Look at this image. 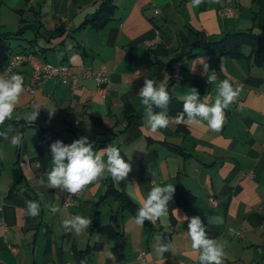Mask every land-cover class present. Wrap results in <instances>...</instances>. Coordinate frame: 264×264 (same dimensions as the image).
<instances>
[{
  "label": "crops",
  "instance_id": "obj_1",
  "mask_svg": "<svg viewBox=\"0 0 264 264\" xmlns=\"http://www.w3.org/2000/svg\"><path fill=\"white\" fill-rule=\"evenodd\" d=\"M103 1L0 0V74H7L14 54L7 50L15 42L22 49L16 53L32 52L54 66L67 64L70 75H80L81 67L94 73L105 67L110 81L102 98L91 78L76 89L48 79L34 95L24 90L13 119L0 126V132L11 129L8 139L0 136V264H116L114 242L95 231L93 222L96 210L101 225L120 210L116 197L106 193L109 186L138 208L153 186L167 184L175 186L167 224L138 226L127 210L117 217L127 239L124 264H198L188 221L181 219L185 215L200 216L205 225L208 216L223 217L222 225L207 228L211 238L228 241L223 264H264V65L253 64L248 47L240 57L211 51L227 33L264 36V0H206L198 8L191 0H112V18L103 28L84 23ZM224 8L232 14L222 15ZM200 58L219 80L244 85L225 110L221 131H212L206 121H185L152 132L138 96L144 79L166 81L176 101L195 88L202 101L212 103L216 86L207 83ZM13 73L23 75L24 86L29 83V65ZM32 103L42 107L29 125L22 117ZM174 108L179 106L170 100V117L176 116ZM48 109L56 110L51 118ZM17 132L23 143L13 148L10 139ZM85 136L96 151L117 146L132 171L119 186L110 177L88 185L65 207L58 189L39 180L51 169L53 142L71 144ZM180 192L188 194L185 204ZM38 193L43 195L41 211L32 218L26 202L39 200ZM51 205L61 211L52 213ZM74 215L92 220L79 236L62 227ZM161 240L170 246L163 259L154 251ZM95 245L100 247L85 254ZM140 251L146 253L145 262L137 259Z\"/></svg>",
  "mask_w": 264,
  "mask_h": 264
},
{
  "label": "clouds",
  "instance_id": "obj_2",
  "mask_svg": "<svg viewBox=\"0 0 264 264\" xmlns=\"http://www.w3.org/2000/svg\"><path fill=\"white\" fill-rule=\"evenodd\" d=\"M206 0H191L193 8L201 7ZM209 2L220 3V0H209ZM199 63L203 65V75L208 84L216 86V94L212 103L202 101L198 90L191 88L184 97L182 111L175 117H170L167 108L171 96L167 91L166 81L157 83L153 79H144L143 86L139 89L138 96L140 104L144 109V120L146 126L156 132L166 129L173 123L180 124L187 121L190 124H200L206 121L208 128L212 131H221L225 122V110L228 109L244 91V85H234L230 80H219L217 71L210 70L208 63L200 58ZM195 70V67L192 69ZM24 77L19 73L0 74V126L7 120L13 119L24 92ZM41 105L31 104V110L24 113L22 119L32 125L40 115ZM160 109V111H156ZM56 110H49V117L55 114ZM9 128L0 132V136L8 139ZM23 143V135L19 132L11 136L10 144L13 148H19ZM51 169L41 176L39 183L47 188L59 189L61 192L77 195L84 191L88 185L99 182L105 178H111L119 186L132 171L131 163L121 155L117 146L108 144L99 151L89 142L87 136L81 137L71 144H65L57 140L50 145ZM175 186L167 184L156 185L151 188L146 198L139 205L134 216L135 224L143 226L145 221L155 223L160 221L167 224L169 218V202L172 201ZM39 200L26 202L27 215L35 218L40 215L43 195L37 194ZM71 199L68 197L67 202ZM66 202V203H67ZM52 213L61 211L56 205L49 206ZM181 218V217H180ZM183 221H188L187 235L190 240V247L198 253V264H223L227 240L211 238L208 234V225H222L223 217L208 216V224L205 225L200 216H184ZM92 220L82 215H74L62 221V227L77 236L88 230ZM231 235H239L235 229L229 230ZM156 255L163 259V254L170 251L167 243L161 242L154 246ZM81 264H86L82 261Z\"/></svg>",
  "mask_w": 264,
  "mask_h": 264
},
{
  "label": "trees",
  "instance_id": "obj_3",
  "mask_svg": "<svg viewBox=\"0 0 264 264\" xmlns=\"http://www.w3.org/2000/svg\"><path fill=\"white\" fill-rule=\"evenodd\" d=\"M113 11L114 5L112 3V0H104L97 7L95 12L84 21V23H90L96 28H103L112 18L111 16ZM244 47H248L250 49L249 56L252 57L253 64H255L256 66L264 65V36L254 34L252 31L227 33L221 39L215 41L212 44L211 51L220 55L240 57L242 54V49ZM167 91L171 96V101H174L175 104L179 106L178 110L176 108L172 109L173 111L175 110V114H177L178 112L182 111L183 101H176L175 97L171 95V92L168 88ZM106 193H112L116 197L120 204V210L118 213H114L110 216L112 222L107 225L100 224L99 211L96 210L93 215L95 231L100 234H105L107 237H109L110 240L114 242L112 251L117 262L116 264H124L126 258L125 248L127 239L126 235L121 230H119V227L117 228L118 224L116 223V219L119 214H122L123 210L129 211L135 216L138 208L137 205L132 202V200L126 194H123L122 192H119L117 190L114 191L111 185L109 186ZM185 196L188 197V194L180 192L179 200L182 203L184 202V204L185 202H187V200H184ZM189 199H191L190 196ZM99 247V245H95L91 248L87 247L85 250V254H87L90 250H94Z\"/></svg>",
  "mask_w": 264,
  "mask_h": 264
},
{
  "label": "built area",
  "instance_id": "obj_4",
  "mask_svg": "<svg viewBox=\"0 0 264 264\" xmlns=\"http://www.w3.org/2000/svg\"><path fill=\"white\" fill-rule=\"evenodd\" d=\"M220 13L223 15L232 14L230 9H222ZM29 65L31 68V75L29 83L24 86L25 91L28 94L34 95L41 84L48 80L53 79L58 82L69 85L70 88L76 89L81 86L82 79L91 78L95 81L97 86V93L100 97H106L110 89L109 74L105 67H101L98 72H92L91 70L81 67L80 75H70L69 74V65L67 64H58L57 66L48 64L39 58L36 54L32 52H23V53H14L12 54L6 64L5 70L7 74H12L15 68L21 65ZM58 191L62 197V204L65 207H70L74 204L75 200L80 195H73L67 192ZM71 196V199L67 202L68 197ZM67 202V203H66ZM217 200L211 199L210 204L216 205ZM145 251H140L137 254V259L141 262H145Z\"/></svg>",
  "mask_w": 264,
  "mask_h": 264
},
{
  "label": "rangeland",
  "instance_id": "obj_5",
  "mask_svg": "<svg viewBox=\"0 0 264 264\" xmlns=\"http://www.w3.org/2000/svg\"><path fill=\"white\" fill-rule=\"evenodd\" d=\"M22 49H21V47L20 46H18L15 42H12V45H11V47L10 48H8V50H7V52H13V53H16V52H19V51H21Z\"/></svg>",
  "mask_w": 264,
  "mask_h": 264
}]
</instances>
